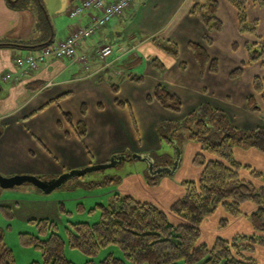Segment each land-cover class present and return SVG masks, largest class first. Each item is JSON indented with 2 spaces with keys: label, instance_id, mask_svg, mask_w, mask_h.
Segmentation results:
<instances>
[{
  "label": "crops",
  "instance_id": "obj_1",
  "mask_svg": "<svg viewBox=\"0 0 264 264\" xmlns=\"http://www.w3.org/2000/svg\"><path fill=\"white\" fill-rule=\"evenodd\" d=\"M75 1L66 0L67 20L57 22L55 17L51 22L45 11L44 16L54 35L51 44L65 40L77 27V23L69 18ZM215 1L219 5L217 18L223 24L219 33L207 31L190 15L191 0H132L121 17L92 39L79 44V55L90 60L87 70L68 60L51 58L37 71L20 77L13 60L38 55L51 44L42 45L41 33L37 31L41 16L34 4L28 1L25 8H17V0L12 4L9 0H0V81L5 86L0 85V174L5 178L30 176L41 178V181L53 177L57 180L73 171L115 167L125 159H144L150 163V172L155 176L152 155L163 148L159 130L164 124L178 123L203 103L230 115L227 106L215 103L212 98H230L233 82L250 77L251 87L243 97L245 101L253 93V78L264 70V64L256 63L245 67L241 78L229 79L230 72L247 60L245 46L264 41V9L247 7V20L257 21V32L255 36L240 35L234 9L223 0ZM90 21L91 17L87 16L80 26H87ZM204 36L211 39V45L205 44ZM160 41L173 44L177 57L165 53ZM189 43L202 46L209 58L217 61V74L199 72L188 49ZM234 45L237 46L235 51ZM104 46L113 50L105 64L96 58ZM152 59L164 66L162 72L151 67ZM7 75L8 80L3 82L2 78ZM128 76L142 77V81H132ZM34 83L42 87L29 92L26 86ZM158 85L165 86L181 99L180 113L147 102V97H152ZM112 86L118 87L117 94L113 93ZM65 94L68 97L52 103ZM115 100L123 106H117ZM83 107L85 113L81 114ZM243 109L247 111L245 103ZM64 114L70 116V123L65 121ZM79 123L85 127L83 138L76 131ZM260 124L258 122L253 128ZM173 146L179 151V158L176 153L171 165L158 168L160 171L167 169L169 174H164L155 188L150 189L137 174L128 178V187L121 192L138 201L146 200L168 213L172 203L183 195L180 183L197 180L200 174L199 169L192 166L199 147L188 141L184 149L176 143ZM241 152V149L235 150L237 161L236 154ZM244 153L262 157L264 164V154ZM246 165L264 172L253 164ZM244 208L254 209L252 206ZM241 219L248 225L244 218Z\"/></svg>",
  "mask_w": 264,
  "mask_h": 264
},
{
  "label": "trees",
  "instance_id": "obj_2",
  "mask_svg": "<svg viewBox=\"0 0 264 264\" xmlns=\"http://www.w3.org/2000/svg\"><path fill=\"white\" fill-rule=\"evenodd\" d=\"M28 1L30 0H18L17 2H22V5L17 7L16 3V7L25 8V2ZM191 1L190 15L207 31L221 32L223 24L217 18L219 10L217 1ZM33 2L41 7L40 13L38 12L41 22L37 26V31L41 33L42 45L51 44L54 35L44 16L42 2L41 0ZM223 2L236 13L238 33L255 36L257 21L247 20V7L252 5L264 9V0ZM203 40L205 44L211 45L208 36H204ZM159 45L168 55L177 57V49L173 44L160 41ZM188 49L201 74L205 71L211 74L218 73L217 61L211 60L202 46L189 43ZM236 49L237 46L234 45V51ZM245 51L246 62L232 70L229 79L241 78L247 66L264 64V41L259 44H247ZM151 67L158 72L164 69L156 59L151 60ZM128 78L136 82L142 81V77ZM26 87L29 92H35L42 85L34 83ZM111 89L114 94L118 93L117 86H112ZM252 90L253 93L245 98V108L250 113L262 114L264 77L253 78ZM66 97L68 94L52 103ZM147 102H155L164 110L176 114L180 113L182 107L181 99L163 85L155 88L152 97H147ZM115 104L123 106L118 100H115ZM84 113L83 107L81 114ZM64 118L66 122H71L69 115L64 114ZM262 120L263 122L256 128L239 129L232 124L225 110L203 103L178 123L172 124L176 125V129L187 131L186 140L199 147V151L193 157L192 166L199 169L200 174L197 180L180 183L183 195L172 203L168 213L154 204L138 201L129 195H115V207L98 206L100 210L98 221L94 224H72L70 228L65 229V240L57 233V226L53 222L48 220L35 222L37 235L19 236L23 247L33 248L40 253L41 261L31 264H73L64 257L65 244L88 257L89 260L85 264H95L92 259L109 246L117 247L123 254V259L110 254L99 264H264L257 260L258 249L264 251V172L253 170L251 166L243 165L235 159L237 148L264 154V117ZM76 131L80 138L86 135L82 123L76 126ZM173 158L170 157L169 161L164 162L163 168L171 165ZM154 170L158 168L154 167ZM163 175L147 176L146 185L155 188ZM245 206H252L254 209L246 214ZM218 214L219 231L227 229L232 220L244 218L251 234H237L231 239L216 236L211 245L204 243L200 229L207 220ZM169 215L178 222H172ZM7 216L10 217V214ZM14 263V256L5 246L0 232V264Z\"/></svg>",
  "mask_w": 264,
  "mask_h": 264
},
{
  "label": "rangeland",
  "instance_id": "obj_3",
  "mask_svg": "<svg viewBox=\"0 0 264 264\" xmlns=\"http://www.w3.org/2000/svg\"><path fill=\"white\" fill-rule=\"evenodd\" d=\"M81 1L76 0L74 4L76 5ZM14 2L15 0H9L10 4ZM32 2L33 0H30V4L34 3ZM41 2L51 22L55 17L57 22L59 20H67L66 12L68 7H66V0H41ZM20 5H22V2H19L17 7H20ZM39 7L35 2L34 8L40 13L41 7ZM260 74L264 75V70H261L257 76H261ZM247 78L233 82V94L230 98L228 96V98L223 96L221 98H212L215 103L227 106L229 111L231 110L228 116L232 124L244 130L255 127L258 122L262 123L264 117V113L257 115L243 109V97L249 92L251 87L248 81L250 77ZM228 84L231 85V83ZM0 85L5 88L1 81ZM159 136L163 139V148L160 153L152 155L153 166L157 168L163 167L164 162L169 161L170 157L176 158V153L179 151H176L173 146L174 143L181 145L183 149L185 148L188 132L181 128L176 129V125L167 123L163 125V129L159 130ZM239 149L243 150V152L236 154L239 162L244 165L253 164L258 169H264L262 166L264 164L261 162L262 157L244 153L245 151L250 152V149ZM150 169V163L145 162L144 159L141 161L125 159L115 167L109 166L98 171H90L83 176L69 177L59 187L48 193L31 184H24L12 189L0 187V232L2 233L5 246L14 256V264H31L41 261L38 251L33 248L23 247L19 241V236L22 234L37 235L35 222L41 220L53 222L57 226V233L65 240V229L70 228L72 224H94L98 221L100 214L98 206L115 207L114 197L115 195H124L121 191H123L125 186L128 187V178L138 174L143 177L146 183L148 177H154ZM245 177L247 178L248 176L245 175ZM52 179L55 181L56 178L53 177ZM52 179H45L44 181H52ZM149 188L153 189L154 187ZM159 195L161 194L159 193ZM140 200L146 202V200ZM249 210V208H244L246 214L251 212ZM6 214H10V217ZM169 218H171L172 222H178L170 215ZM219 218L220 214L210 218L202 225L200 231L204 243L211 245L216 236L231 239L237 234H251L248 225L241 218L232 220L230 222L232 227L223 230L219 234L217 233L218 229H216ZM110 254L123 259V254L117 247L109 246L101 250L98 256L92 260L95 264H99L102 259ZM64 257L73 264H85L89 260L88 257L77 250L69 248L66 244ZM257 260L260 263H264L263 250L258 249Z\"/></svg>",
  "mask_w": 264,
  "mask_h": 264
},
{
  "label": "built area",
  "instance_id": "obj_4",
  "mask_svg": "<svg viewBox=\"0 0 264 264\" xmlns=\"http://www.w3.org/2000/svg\"><path fill=\"white\" fill-rule=\"evenodd\" d=\"M131 1L82 0L69 11V18L77 23V27L65 40L43 48L38 55L17 57L13 60L15 68L18 69V76H27L37 71L40 65L51 58L68 60L87 70L90 60L79 55V44L84 40L92 39L113 20L121 17L130 7ZM87 16L91 17V21L87 26H80V22ZM112 54V48L104 46L98 51L96 58L105 64ZM8 78L7 75L2 78V81L5 82Z\"/></svg>",
  "mask_w": 264,
  "mask_h": 264
},
{
  "label": "water",
  "instance_id": "obj_5",
  "mask_svg": "<svg viewBox=\"0 0 264 264\" xmlns=\"http://www.w3.org/2000/svg\"><path fill=\"white\" fill-rule=\"evenodd\" d=\"M178 151V150H177ZM179 152H177V158H179ZM175 165V164H174ZM109 166H101V167H92L80 172H70L67 175L61 176L59 177L57 180L55 181H51V182H44L39 180L38 178L35 177H30V176H16V177H12V178H5L0 174V187L3 189H12L14 187L17 186H21L24 184H31L34 185L35 187L39 188L40 190L44 191V192H50L52 190H54L55 188L59 187L63 181L69 177H79V176H83L87 173H89L90 171H98L101 170V168H106ZM169 174L167 169H163V170H155L154 175H161V174Z\"/></svg>",
  "mask_w": 264,
  "mask_h": 264
}]
</instances>
